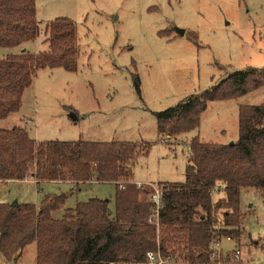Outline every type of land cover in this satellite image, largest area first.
<instances>
[{
  "label": "rangeland",
  "instance_id": "obj_1",
  "mask_svg": "<svg viewBox=\"0 0 264 264\" xmlns=\"http://www.w3.org/2000/svg\"><path fill=\"white\" fill-rule=\"evenodd\" d=\"M34 7L36 37L0 47V58L23 50L48 51L45 26L56 18L73 22L78 49L74 70L38 68L22 92L16 112L31 121L24 127L28 136L35 141L145 146L131 163L132 180L142 186L184 180L187 143L193 136L202 142H234L239 105L264 103L263 84L234 98L207 102L197 128L176 137L161 138L157 132L155 112L234 70L264 68V0H34ZM7 183L0 182L3 202L39 205L45 195L64 193L63 205L52 212L55 219L90 198L108 200L110 213L114 208L113 182ZM221 193L215 191L216 196ZM239 205L244 231L240 244L222 238L221 247L239 249L243 263L264 264V196L243 188ZM0 264H35V243L27 244L14 262L0 254Z\"/></svg>",
  "mask_w": 264,
  "mask_h": 264
},
{
  "label": "trees",
  "instance_id": "obj_2",
  "mask_svg": "<svg viewBox=\"0 0 264 264\" xmlns=\"http://www.w3.org/2000/svg\"><path fill=\"white\" fill-rule=\"evenodd\" d=\"M49 50H23L0 58V119L19 109L22 92L38 68L74 70L75 26L56 18L45 26ZM38 33L34 0H0V47L11 48ZM139 91V78L133 76ZM264 84V68L234 70L201 92L155 112L161 138L176 137L199 126L207 102L234 98ZM238 138L232 143H187L184 180L158 182L162 195L157 224L149 222L151 186L132 180L131 163L145 146L132 142L84 140L35 141L24 128L0 129V182L32 179L79 183L113 182L114 208L90 198L52 217L64 193L45 195L39 205L0 201V254L16 261L35 243V264H144L146 252L160 251L188 263L211 262L213 241L229 237L237 245L244 234L240 191L264 196V103L239 105ZM217 189L220 195H215ZM216 197V198H215ZM229 252V251H228ZM222 264H232L228 254Z\"/></svg>",
  "mask_w": 264,
  "mask_h": 264
},
{
  "label": "built area",
  "instance_id": "obj_3",
  "mask_svg": "<svg viewBox=\"0 0 264 264\" xmlns=\"http://www.w3.org/2000/svg\"><path fill=\"white\" fill-rule=\"evenodd\" d=\"M138 186H142L138 184ZM153 189L152 193L150 194V200L153 203L152 214L149 218V222L157 224V211L160 204V198L162 195V188L160 185H150ZM226 240L230 241L229 237L225 238ZM230 253H227V252ZM239 249L232 248L230 250L224 251L221 247V239H217L213 241L212 247L209 251L210 261L206 264H222V257L228 254L232 264H248L243 263L239 259ZM144 264H195V263H188L182 261L180 259H175L174 257L170 256H163L160 251H148L146 252V261Z\"/></svg>",
  "mask_w": 264,
  "mask_h": 264
},
{
  "label": "crops",
  "instance_id": "obj_4",
  "mask_svg": "<svg viewBox=\"0 0 264 264\" xmlns=\"http://www.w3.org/2000/svg\"><path fill=\"white\" fill-rule=\"evenodd\" d=\"M30 122L31 121L29 120V118H27L23 113L21 114L15 111V112L9 113L5 118L0 119V129L8 130L15 126L24 128L26 124ZM24 180H32V179H24ZM7 181L8 183H11V182L20 181V180H10V181L7 180ZM65 182H69V181H65ZM146 183H143V184H146ZM137 184H140V183L138 182Z\"/></svg>",
  "mask_w": 264,
  "mask_h": 264
},
{
  "label": "water",
  "instance_id": "obj_5",
  "mask_svg": "<svg viewBox=\"0 0 264 264\" xmlns=\"http://www.w3.org/2000/svg\"><path fill=\"white\" fill-rule=\"evenodd\" d=\"M175 30H176V32H177L179 35H183V34H184V30H183V29L176 28ZM70 118L74 120V119H75V115H73V114L70 115ZM231 143H232V142H231ZM12 204L15 205V204H16V201H13ZM108 212H109V211H108Z\"/></svg>",
  "mask_w": 264,
  "mask_h": 264
}]
</instances>
